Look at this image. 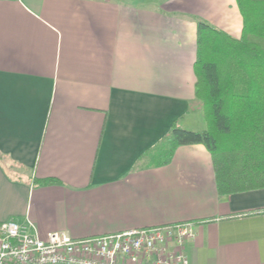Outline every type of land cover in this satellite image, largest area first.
Returning <instances> with one entry per match:
<instances>
[{
	"label": "crops",
	"instance_id": "crops-1",
	"mask_svg": "<svg viewBox=\"0 0 264 264\" xmlns=\"http://www.w3.org/2000/svg\"><path fill=\"white\" fill-rule=\"evenodd\" d=\"M236 0H0V223L74 239L192 222L190 264H264V189L220 197L200 130L197 24ZM199 121L196 127L192 122Z\"/></svg>",
	"mask_w": 264,
	"mask_h": 264
},
{
	"label": "trees",
	"instance_id": "trees-1",
	"mask_svg": "<svg viewBox=\"0 0 264 264\" xmlns=\"http://www.w3.org/2000/svg\"><path fill=\"white\" fill-rule=\"evenodd\" d=\"M236 2L240 37L197 24L194 95L202 129L176 122L156 148L164 165L179 146L203 145L220 197L264 189V0Z\"/></svg>",
	"mask_w": 264,
	"mask_h": 264
},
{
	"label": "built area",
	"instance_id": "built-area-1",
	"mask_svg": "<svg viewBox=\"0 0 264 264\" xmlns=\"http://www.w3.org/2000/svg\"><path fill=\"white\" fill-rule=\"evenodd\" d=\"M192 222L74 239L65 232L41 238L30 223H0V264H190L185 245Z\"/></svg>",
	"mask_w": 264,
	"mask_h": 264
},
{
	"label": "rangeland",
	"instance_id": "rangeland-1",
	"mask_svg": "<svg viewBox=\"0 0 264 264\" xmlns=\"http://www.w3.org/2000/svg\"><path fill=\"white\" fill-rule=\"evenodd\" d=\"M200 117H201V113H200ZM202 121V120H201ZM200 122L199 121H194L192 122V127H196V125H198ZM202 123V122H201Z\"/></svg>",
	"mask_w": 264,
	"mask_h": 264
}]
</instances>
